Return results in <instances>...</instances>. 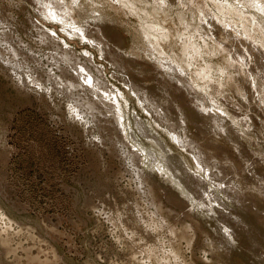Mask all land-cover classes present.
<instances>
[{
    "label": "rangeland",
    "instance_id": "1",
    "mask_svg": "<svg viewBox=\"0 0 264 264\" xmlns=\"http://www.w3.org/2000/svg\"><path fill=\"white\" fill-rule=\"evenodd\" d=\"M0 264H264V0H0Z\"/></svg>",
    "mask_w": 264,
    "mask_h": 264
},
{
    "label": "bare ground",
    "instance_id": "2",
    "mask_svg": "<svg viewBox=\"0 0 264 264\" xmlns=\"http://www.w3.org/2000/svg\"><path fill=\"white\" fill-rule=\"evenodd\" d=\"M33 25V24H32ZM102 28V27H101ZM105 30V29H104ZM103 30V31H104ZM40 31V30H39ZM44 31V30H43ZM97 31H98V29H97ZM100 31H101V29H100ZM48 33V32H47ZM95 34H97V33H95ZM101 34H102V32H101ZM100 34V32L98 33V37L97 38H99V40L101 41V42H104L103 40L105 39V37H104V35L102 34L101 35ZM52 35V34H51ZM39 36V35H38ZM152 36V35H151ZM51 37V36H50ZM53 37V36H52ZM94 37H96V35L94 36ZM145 37H146V35H145ZM148 38H149V36H147ZM164 37V36H163ZM96 38V39H97ZM99 41V42H100ZM156 41V40H155ZM4 42V41H3ZM89 42V41H88ZM108 42V41H107ZM5 43V42H4ZM61 43V42H60ZM102 44V43H101ZM107 44V43H106ZM150 45V44H149ZM104 46H106L105 45V42L103 43V48H105ZM108 47V46H107ZM59 48V47H58ZM65 49V48H64ZM154 49H157V46H155V48ZM99 50V49H98ZM153 50V49H152ZM106 51V50H105ZM108 51V50H107ZM155 51V50H154ZM70 53V52H69ZM66 55V54H65ZM69 55V54H68ZM70 55L71 56H73L71 53H70ZM69 55V56H70ZM157 56V55H156ZM68 58V57H67ZM87 58H88V56H87ZM69 59H71V57H69ZM60 60V59H59ZM87 60V59H86ZM120 60V59H119ZM121 69V68H120ZM69 70V69H68ZM89 73V72H88ZM80 75V74H79ZM63 76V75H62ZM81 76V75H80ZM64 77V76H63ZM200 77H201V75H200ZM77 78H78V76H77ZM59 79V78H58ZM63 78L61 77V80H62ZM61 80H60V82H61ZM64 80V83H66V86H70V89L72 90V89H74L76 86L75 85H77V87L76 88H81V85L80 84H76V83H74L75 82V80H71V79H66V78H64L63 79ZM72 81H74V82H72ZM60 82H59V84H60ZM64 83H62L63 84V86H65L64 85ZM61 85V84H60ZM65 86V87H66ZM72 87V88H71ZM81 89H83V88H81ZM68 90V89H67ZM143 92V91H142ZM141 92V93H142ZM144 93V92H143ZM143 95H145V94H143ZM105 100V99H104ZM107 105V104H106ZM89 107V106H88ZM92 106H90V108H91ZM94 107H92L91 108V110L93 109ZM102 108V107H101ZM72 110V109H71ZM93 111V110H92ZM76 115V114H75ZM108 115V114H107ZM117 116V115H116ZM77 117V116H76ZM160 118V117H159ZM117 119V118H116ZM81 121V120H80ZM116 121V120H115ZM84 123V122H83ZM118 132V131H117ZM122 134V133H121ZM199 154H197V156H198ZM200 157V156H199ZM139 179V178H138ZM239 201V200H238ZM154 206V205H153ZM157 207V206H156ZM155 207V208H156ZM157 209V208H156ZM159 209V208H158ZM156 211V210H155ZM158 213H159V210H158ZM157 214V213H156ZM239 221L237 220V222L236 223H238ZM181 224V223H180ZM184 224V223H183ZM183 227V225L181 226V228ZM184 227H186V225H184ZM181 230H183V228L181 229ZM184 230H186V229H184ZM189 230H190V228H189ZM181 233V232H180ZM184 233H186V231L184 232ZM192 233V232H191ZM182 234V233H181ZM183 235V234H182ZM191 237V236H190ZM148 251H150V250H148ZM151 252V251H150ZM150 254V253H149ZM152 254H153V251H152Z\"/></svg>",
    "mask_w": 264,
    "mask_h": 264
}]
</instances>
